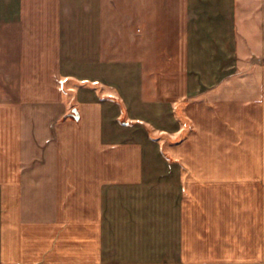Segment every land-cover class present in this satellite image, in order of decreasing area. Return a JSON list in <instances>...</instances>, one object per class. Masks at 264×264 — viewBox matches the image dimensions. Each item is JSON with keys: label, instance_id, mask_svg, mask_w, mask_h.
Segmentation results:
<instances>
[{"label": "crops", "instance_id": "1", "mask_svg": "<svg viewBox=\"0 0 264 264\" xmlns=\"http://www.w3.org/2000/svg\"><path fill=\"white\" fill-rule=\"evenodd\" d=\"M0 264H264V0H0Z\"/></svg>", "mask_w": 264, "mask_h": 264}, {"label": "rangeland", "instance_id": "2", "mask_svg": "<svg viewBox=\"0 0 264 264\" xmlns=\"http://www.w3.org/2000/svg\"><path fill=\"white\" fill-rule=\"evenodd\" d=\"M179 113H181V117H179V121H178V131L176 132H172V134H169V133H164V132H155L156 131V128L155 127H150V126H147L146 125V130L149 134V137L154 138L155 139H158L161 141V143H169V142H172L173 144H180V143H183L185 142V139H186V121H185V115H184V105H183V109H179ZM168 128L170 127L169 125H166ZM165 130V129H163ZM165 131H172L170 129H166ZM169 156V155H168ZM170 157V156H169ZM171 159H173L172 157H170ZM173 160H177L179 163H185V159L184 158H175Z\"/></svg>", "mask_w": 264, "mask_h": 264}]
</instances>
